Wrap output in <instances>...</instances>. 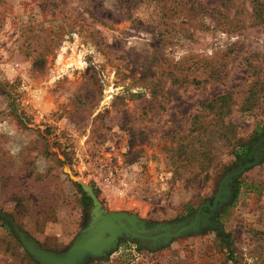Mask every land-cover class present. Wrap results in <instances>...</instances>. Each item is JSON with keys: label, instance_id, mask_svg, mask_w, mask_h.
Listing matches in <instances>:
<instances>
[{"label": "rangeland", "instance_id": "rangeland-1", "mask_svg": "<svg viewBox=\"0 0 264 264\" xmlns=\"http://www.w3.org/2000/svg\"><path fill=\"white\" fill-rule=\"evenodd\" d=\"M232 173L207 224L85 264H264V0H0V217L41 249L88 226L83 188L174 234ZM7 225L0 264H40Z\"/></svg>", "mask_w": 264, "mask_h": 264}, {"label": "water", "instance_id": "water-1", "mask_svg": "<svg viewBox=\"0 0 264 264\" xmlns=\"http://www.w3.org/2000/svg\"><path fill=\"white\" fill-rule=\"evenodd\" d=\"M255 162L246 164L244 168L252 167ZM236 173H232L222 180L212 205L209 203L202 205L187 225H176L178 229L174 234L170 233L168 229L161 234L147 236L146 234H148L149 231L145 229L144 224L139 222L135 217L116 212L105 213L101 209L92 189L89 187L83 188V191L90 198L93 206L91 221L64 253L57 254L41 249L33 240L19 230L11 219H8L6 216H4V218L8 219V223L16 236H18L26 252L38 263L85 264L89 258L102 257L107 251L111 250L117 243L118 238L122 235L147 239L152 243H156L159 240L167 239L172 236H179L186 232L196 230L197 221L201 218V215L202 223L207 224L208 215L204 214L202 209L208 208L210 211H214L218 203L225 200L220 198L222 190H224L223 185L228 179L234 177Z\"/></svg>", "mask_w": 264, "mask_h": 264}, {"label": "trees", "instance_id": "trees-1", "mask_svg": "<svg viewBox=\"0 0 264 264\" xmlns=\"http://www.w3.org/2000/svg\"><path fill=\"white\" fill-rule=\"evenodd\" d=\"M221 99H223V98H218V99H216V100H214L212 103H216V102H220L221 101ZM251 151V149L250 148H248V153ZM82 199H83V206L84 207H87V206H89L90 205V203H91V200H90V198L85 194V193H82ZM6 217H8V219H11L12 220V217L11 216H6ZM1 218V220L3 221V223H4V225L6 226V227H8V225H7V223H8V219H6V218H4V216H2V217H0ZM13 221V220H12Z\"/></svg>", "mask_w": 264, "mask_h": 264}, {"label": "bare ground", "instance_id": "bare-ground-1", "mask_svg": "<svg viewBox=\"0 0 264 264\" xmlns=\"http://www.w3.org/2000/svg\"><path fill=\"white\" fill-rule=\"evenodd\" d=\"M68 65H70V63L69 62H66L65 63V66H67V68L69 67Z\"/></svg>", "mask_w": 264, "mask_h": 264}, {"label": "flooded vegetation", "instance_id": "flooded-vegetation-1", "mask_svg": "<svg viewBox=\"0 0 264 264\" xmlns=\"http://www.w3.org/2000/svg\"><path fill=\"white\" fill-rule=\"evenodd\" d=\"M263 143V142H262ZM262 143H260V144H262ZM255 153H254V151H253V155H254ZM254 160V158L252 159V161Z\"/></svg>", "mask_w": 264, "mask_h": 264}]
</instances>
